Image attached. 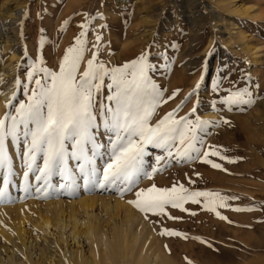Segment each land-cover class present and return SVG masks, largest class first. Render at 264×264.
Listing matches in <instances>:
<instances>
[{"label":"rangeland","instance_id":"obj_1","mask_svg":"<svg viewBox=\"0 0 264 264\" xmlns=\"http://www.w3.org/2000/svg\"><path fill=\"white\" fill-rule=\"evenodd\" d=\"M88 17L95 19L88 24L87 50L80 71L93 53H97L98 62L112 68L147 52L149 62L155 66L149 70V77L159 86L166 101L156 107L150 122L155 123L177 109L181 101L193 93L177 110V118L187 116L195 120L199 117L209 122L205 125L207 134L201 133L205 145L202 151L209 145L222 146L221 154L227 157L223 160L209 157L222 165V169H215L199 159H174L175 148L173 156L169 157L165 149L148 145L145 170L151 178H142L137 190L153 183L158 187L183 184L192 191L234 197L226 199L228 207L217 208L228 219L221 220L214 212H209L203 198L200 204L186 203L187 211L167 209L171 216L179 219L142 213L128 203L135 198L134 192L121 195L111 186L100 188L87 184L75 160H69L68 164L73 170L71 179L54 174L49 181L53 187L48 189L52 194L45 196L43 189L36 192L35 173H30L28 181L24 180L25 168L20 155L23 145L12 144L8 138L6 147L13 175L9 177L10 199L0 200V254L6 247L20 244L16 225L22 217L26 237L36 242H32L26 252L22 249L15 252L16 264L24 262L25 255L38 260L48 252H58L49 244L51 237L45 238L40 229L35 228L42 210L51 204L61 205L66 212L74 205L82 231L92 224L107 237L114 224L113 215L120 223L129 211L137 218L132 229L136 230L137 222L145 224L158 244L169 248L175 264H264V0H234L231 4L229 0H0V25H5L0 31V93L9 97L10 105L0 118L6 113L15 114L13 106L27 102L35 88L34 82L28 79L30 72L36 70L35 79L43 77L41 67L58 71L66 49L74 44V38L81 31L79 25ZM41 35L46 38L43 46L39 44ZM97 35L101 37L98 42ZM38 57L43 58V64ZM217 81H221L219 89ZM104 83L107 85L110 80L105 77ZM245 87L253 93L255 102L251 106L239 104L229 109L220 103L228 90ZM177 90L178 94L168 99ZM109 94L107 87L94 94L97 108L101 103H111L106 101ZM193 107L195 113L191 112ZM225 120L228 123H224ZM102 121L103 116H98L100 133L103 132ZM98 138L107 146V136ZM156 157L163 160L157 163ZM37 163L42 166L39 159ZM96 163L98 168L103 165L100 160ZM153 167L160 170L153 173ZM2 179L3 170H0V187ZM25 184L29 185L27 193L23 190ZM61 184L73 187L62 189ZM84 201L92 203L89 211L102 218L100 223L91 218L85 220ZM102 201L109 205L117 203L114 212L105 213ZM237 207L252 210L236 212L233 209ZM193 212L196 215H192ZM61 227L51 228V233L60 232ZM166 229L186 234L187 238L161 235ZM62 231L69 242L73 228L66 227ZM83 239L84 236L80 245L88 252L90 243ZM70 245L73 246L72 241ZM199 247L205 250L206 260L195 258L190 263L183 253L198 251ZM183 256L186 257L183 259Z\"/></svg>","mask_w":264,"mask_h":264},{"label":"snow or ice","instance_id":"obj_2","mask_svg":"<svg viewBox=\"0 0 264 264\" xmlns=\"http://www.w3.org/2000/svg\"><path fill=\"white\" fill-rule=\"evenodd\" d=\"M92 19L95 17H88L79 25L81 31L74 38V44L66 49L58 71L41 67L39 71L44 75L35 79L36 70L30 72L28 79L34 82L35 88L31 90L27 102L20 103L18 107L13 106L15 114L6 113L0 118V170H3L0 200L10 199L9 177L13 175V168L6 140L11 138L12 144L23 145L24 150L20 154L25 168L23 178L28 181L30 173H35L37 193L43 189L45 196L52 194L48 189L53 187L49 181L54 174L71 179L73 170L68 164L69 160H75L81 178L87 184L100 188L111 186L121 195L134 192L135 198L128 203L142 213L179 219L171 216L167 209L171 207L187 211L184 208L186 203L200 204L203 198L209 212H214L221 220H227L217 208L228 207L226 199L234 197H224L218 192L192 191L183 184L158 187L153 183L150 187L137 190L142 178H151L145 170L148 145L165 149L169 157L173 156L172 149L175 148L174 159H199L215 169H222V165L209 157L222 160L227 157L221 154L222 146L209 145L202 151L205 145L201 133L207 134L205 125L209 122L199 117L195 120L187 116L177 118V110L187 103L193 93H189L177 109L166 113L155 123L150 122L156 107L166 101L159 86L149 77V70L155 66L149 62L147 52L122 66L112 68L98 62L97 53H93L86 61L84 70L80 71L87 50L88 24ZM67 23L65 20L64 25ZM43 31L41 29V33ZM45 39L43 35L40 36L41 46ZM100 39L97 35V42ZM38 60L44 63L42 57H38ZM105 77L110 80L107 85L104 83ZM199 86L198 83L197 88ZM220 86L221 81H217V89ZM103 87L110 90L106 101L111 103H101L97 108L94 94ZM177 94L178 90L168 99H173ZM254 102L253 93L248 87L230 89L220 99V103L229 109L239 104L251 106ZM191 112L195 113L196 108L193 107ZM100 115L103 116L102 133L99 132L101 125L97 123ZM223 122L228 123L227 120ZM99 135L107 136V146L100 142ZM38 159L42 161V166L37 163ZM97 160L103 161L102 167H97ZM156 160L159 163L163 157H156ZM159 170L155 167L151 169L153 173ZM59 187L72 188L73 185L61 184ZM23 190L27 193L29 185L25 184ZM233 210L241 212L252 209L237 207ZM191 214L196 215L194 212ZM161 235H183L187 238L186 234L167 229Z\"/></svg>","mask_w":264,"mask_h":264},{"label":"bare ground","instance_id":"obj_3","mask_svg":"<svg viewBox=\"0 0 264 264\" xmlns=\"http://www.w3.org/2000/svg\"><path fill=\"white\" fill-rule=\"evenodd\" d=\"M233 1L234 0H229V3L231 4ZM4 26V24L0 25V31H2ZM9 107V97L6 94L0 93V114L5 113ZM102 205L106 208V211H104L105 213H113L114 211L112 210L117 207V203L109 205L106 201H102ZM82 207L86 216L85 220L91 218L97 223L101 222L102 218L89 211L93 207L91 202L84 201ZM82 207L80 206V208ZM68 208L69 211L66 212L63 211L64 209L61 208V205H47L39 216L38 225L35 226L36 229H40L42 236L45 238L46 236L51 237V240H48L50 241L49 244L53 249L58 250V252H48L45 254V257L43 255L44 253H42V257L44 258H39L38 260L30 259L29 256L27 257V255H25V261L21 264H175L168 253L169 248L158 244L155 235L145 224L137 222L136 230L132 229L133 223L137 221V218L131 215L129 211H126L127 217H124V221L120 223L118 219L115 220L116 218H114L112 214L113 218L111 220H114V224L111 227L110 236L107 237L106 234L101 233V230H98L99 227L96 228V226L92 224H88L86 230L82 231L78 226L79 219L73 210L74 205H70ZM23 218L24 217H22V221L16 225V238L19 239L20 244H14L11 248L6 247L2 250L0 254V264H16L14 259L15 252L19 249L26 252V250L31 248L32 242H36V240L33 239L30 241L29 237H26L27 233L23 229ZM60 225L62 226V230L70 226L73 228L69 237V242L62 230L57 233H51V228L54 227L56 229V227ZM82 236H84L83 242L90 243L88 252H84L80 245ZM70 241L73 242V246L70 245ZM8 242L12 243V240H8ZM204 253L205 250L199 247L198 251L193 249L184 252L183 255L185 254L190 263H192L195 258L199 261L203 259L206 260V257L203 256ZM2 254L3 256L1 257ZM186 256H183V259ZM179 259H181V257ZM205 263L206 262H204V264ZM200 264L202 263L200 262Z\"/></svg>","mask_w":264,"mask_h":264}]
</instances>
